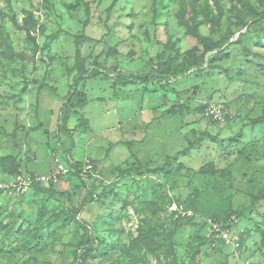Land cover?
Returning <instances> with one entry per match:
<instances>
[{
    "label": "rangeland",
    "instance_id": "374dc122",
    "mask_svg": "<svg viewBox=\"0 0 264 264\" xmlns=\"http://www.w3.org/2000/svg\"><path fill=\"white\" fill-rule=\"evenodd\" d=\"M249 1L255 0H0V158L13 155L22 171L46 173L54 155L65 164L69 155L95 161L99 175L92 180L97 196L89 200L90 181L71 174L60 177L54 194L17 195L3 187L12 176L0 167V264H77L76 249L90 251L85 264H264V199L251 206L264 184V126L251 123L264 115V40L255 41L264 31H247L249 53L235 45L220 68L180 76L169 86L115 81L167 57L179 68L193 47L201 53L202 45L186 33L185 22L193 18L215 40L223 23L236 35L244 32L238 28ZM26 11L37 21L33 33L23 26ZM95 65L103 74L77 83L87 104L65 117L74 76ZM218 103L225 118L213 121L206 107ZM178 105L181 112L164 114ZM80 117L86 121L78 126ZM203 132L218 141L198 139ZM167 159L173 169L183 166L165 178L154 170ZM208 163L217 172H198ZM155 180L167 184L169 199L154 212L143 199L146 183ZM194 190L206 209L220 202L222 212L237 213L240 250L214 238L202 218L208 210L190 220L171 213L169 201ZM41 207L46 213L39 218ZM34 227L42 233L26 248L21 234L31 236ZM148 227L156 229L159 247L129 249Z\"/></svg>",
    "mask_w": 264,
    "mask_h": 264
},
{
    "label": "trees",
    "instance_id": "16d2710c",
    "mask_svg": "<svg viewBox=\"0 0 264 264\" xmlns=\"http://www.w3.org/2000/svg\"><path fill=\"white\" fill-rule=\"evenodd\" d=\"M246 6H247V12L245 15L241 17L238 28L239 30L245 28L244 32H239L236 35V33L230 27H228L226 23L225 24L223 23L221 26L224 27V31L222 35L219 37V39L215 40L214 37H211L209 35H203L199 30L200 21H194L193 18L192 23H189L188 21L185 22L186 33L195 37L198 40V42L202 45L203 48L201 53L197 54L198 48L193 47L189 51H187L179 68L174 66L176 64V60L174 57H167L165 60L159 61L158 63L151 62L150 65H148L149 69L143 72V74H141L142 72L136 73L132 75L130 78L122 74H118L115 80L116 83L118 85H125L127 83H145V84L156 83L162 87H166L169 86L174 80H176L180 76L188 75L190 73L194 74L200 71L203 72L204 70H206V68L207 69L220 68L218 62L228 58L231 52V48L234 47L235 45L238 44L242 45V50L246 53H249L250 52L248 48L249 44L247 42H249L250 40L253 41V39H249V41H246L248 37L247 31H252L255 28H260L262 31H264V0H255L254 2L249 1L248 3H246ZM23 20H24L23 26L28 31L31 29H35L37 27V21L36 19H34V16L30 11L25 12V16ZM218 22H219L218 20L213 22V25L211 26L210 29L212 33L214 32V28H215L214 23H218ZM39 28H41V25L39 26ZM258 37L256 38L255 41L257 42V44H260L264 40V37H262V39ZM172 45L173 43L169 41V45H167V47L170 49L172 48ZM75 56L77 60L80 59L81 61L80 51L78 48L76 49ZM254 56L261 57L259 53L254 54ZM203 64H205V66ZM224 71L228 73V69H224ZM100 74L103 73H101V70L98 68V66L95 65L94 68L92 69L79 70V73L76 76H74V82L70 85L69 91L65 95L66 104L63 105V107L65 108V112L64 110L62 112L65 114V117L68 116L70 110L72 111L80 107L82 108L87 104L86 93L78 88L77 83L81 81L82 77L93 78ZM104 76L106 78H109L106 74H104ZM182 107L183 106H179V105L173 108L170 107V109L164 111V114L173 115L175 113L181 112ZM79 121L80 123L78 126H81L85 123L86 119L80 117ZM251 123L253 125L259 124L264 126V115L262 114L260 117L251 119ZM241 135H242V131H240L236 136L233 137V141H236L237 138ZM203 137H209V139L213 141H218V138L216 136H212L206 132H203L201 135H199L198 139H201ZM183 152H187V149H185ZM246 158L250 159V156L246 155ZM91 162H92V171H95L96 170L95 161H91ZM83 165H84L83 162L75 160V164L73 166L75 170L69 172V174L76 175L83 180V177L81 175V170ZM182 166L183 165L181 163H178L176 167L173 169V163L167 159L162 166L157 167L154 171L158 174L160 173L162 177L167 178L173 173V170L178 171ZM0 167L4 172L10 174L11 176H15L16 174L21 172V168H22L20 167L16 157L13 155H7L1 157ZM117 168L120 167L117 166ZM133 169L134 168H132V170ZM198 172L202 174H207V173L213 174L217 172V169H215L213 163H208L205 167L200 168ZM224 172L226 173L227 171L225 170ZM87 176L92 178L91 173H88ZM146 184L148 186V189L146 192V196L143 199V204L146 206V208L155 212L158 209H160L161 202L165 201L166 199H169L168 187L166 183L157 180L147 182ZM55 185L56 184L42 185L35 183L30 189V191L34 190L37 192H47L50 194H54V192L51 190L52 187ZM89 186L91 187L89 188L90 192H89V197H87L88 200L94 197L93 195L96 190L95 187L96 185L94 184V182H91ZM25 194H19V195H25ZM198 197H199V192L197 190H194L192 193L188 194L184 199H178V198L171 199L168 205L171 203H176L178 205H182L183 208L186 210H192V212L194 213V215L191 217H184L182 215H178L177 216L178 220L180 218H187L190 220L199 217L198 213H202L203 211L207 212V210L210 214H208V216L206 217H210L216 222H222L225 226H229L228 222L232 215H234L236 221L238 220L236 216L237 213L235 214L233 213V211H231L230 213H227V211L222 212V209L225 207L220 202L217 203L215 206L212 207L209 206V208L206 209L199 202ZM260 199H264V184L254 195H252L251 206L254 205ZM69 200L71 206L75 208L74 202H72L71 195L69 196ZM44 213H46V209L45 207H41L39 211V218H41V216L44 215ZM77 213H79V210L75 214ZM171 213L175 215L176 211H171ZM20 215L23 214L20 213ZM219 215H223L222 218H219L218 217ZM179 225L180 223H178L176 228H179ZM1 227L6 229V234H10L11 228L9 225L2 224ZM92 227L95 228V226ZM21 228L22 227H19L18 230H20ZM81 228L85 233L88 234L90 233L91 227L88 224H86L84 221H81ZM34 229L35 230L32 232L31 236L30 235L26 236V233L24 232H22L21 234V237L24 239V241L22 240L21 243L26 248H30L31 238L33 239L35 237H38V235L42 233L40 232V227H34ZM17 233H19V231H17ZM156 235H157L156 229L154 227H148L144 231H140L137 237H135V239L132 241V243H130L128 247L129 249L145 248L148 251H153L155 248L159 247L156 245L157 243ZM214 236H215L214 238H216L215 234ZM213 241L214 240L212 239L211 241L212 245H213ZM222 245L226 246L223 242ZM170 248H171L170 244L166 246V251L168 253H170L169 251ZM241 248H242V243L240 242V247L237 250H240ZM1 250L2 247H0V251ZM73 253H74L73 262L77 264H85L84 261L86 257L89 255L90 251L83 250L81 252L76 249Z\"/></svg>",
    "mask_w": 264,
    "mask_h": 264
},
{
    "label": "built area",
    "instance_id": "2783aa9c",
    "mask_svg": "<svg viewBox=\"0 0 264 264\" xmlns=\"http://www.w3.org/2000/svg\"><path fill=\"white\" fill-rule=\"evenodd\" d=\"M33 33V30H31ZM226 114V109L224 105L218 104H211L208 105L206 108V115L210 117L214 121L223 120ZM67 164H65L61 159L54 155L53 156V166L50 170L46 173H27L21 170L3 186L8 193H15L25 194L30 191L32 186L35 183L42 184V185H49V184H57L60 181V177L62 175H67L69 172L74 171L75 168L73 167L75 164V160L67 155ZM84 165L81 170V175L83 180L90 181L89 186L92 182L93 178H99L97 170L92 171V165L87 162H83ZM88 173H91L92 178L87 176ZM96 197V193L93 195ZM170 211H176L175 217L178 215H182L184 217H191L194 215L192 210H186L183 208L182 205H178L176 203H171L169 205ZM203 220L206 222L208 227L210 228L211 232H213L216 237H218L222 242L233 249H238L240 247V240L235 234V225L236 222L234 215L231 216L229 219V226H225L222 222H216L210 217H202Z\"/></svg>",
    "mask_w": 264,
    "mask_h": 264
},
{
    "label": "crops",
    "instance_id": "0c3cea01",
    "mask_svg": "<svg viewBox=\"0 0 264 264\" xmlns=\"http://www.w3.org/2000/svg\"><path fill=\"white\" fill-rule=\"evenodd\" d=\"M21 170H23V169L21 168ZM30 172H32V171H30Z\"/></svg>",
    "mask_w": 264,
    "mask_h": 264
}]
</instances>
